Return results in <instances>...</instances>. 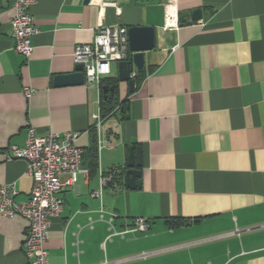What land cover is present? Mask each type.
Listing matches in <instances>:
<instances>
[{
  "label": "crops",
  "instance_id": "crops-1",
  "mask_svg": "<svg viewBox=\"0 0 264 264\" xmlns=\"http://www.w3.org/2000/svg\"><path fill=\"white\" fill-rule=\"evenodd\" d=\"M169 4L177 29L166 27ZM31 13L39 33L26 60L14 47L13 0H0V185H14L18 201L30 197L26 161L6 154L25 146L32 127L79 133L89 171L61 193L50 263L264 264V0H39ZM103 26L155 34L132 92L118 63L102 79H118L120 104L98 126L102 84L56 86L55 78L76 72L75 46ZM25 87L35 91L30 99ZM130 146L142 153L136 189L125 186ZM112 170L123 182L102 190L100 175ZM138 218L146 232L133 231ZM28 228L21 216H0V264L28 263Z\"/></svg>",
  "mask_w": 264,
  "mask_h": 264
},
{
  "label": "built area",
  "instance_id": "built-area-1",
  "mask_svg": "<svg viewBox=\"0 0 264 264\" xmlns=\"http://www.w3.org/2000/svg\"><path fill=\"white\" fill-rule=\"evenodd\" d=\"M39 0H13L14 17L11 21L12 37L17 53L26 60L33 53L32 37L39 33L34 25L31 9ZM166 27L177 29L176 11L174 5L166 8ZM129 49L128 28L124 26H103L97 30L92 42L75 46L73 61L82 65L86 85L101 89V81L112 72V65L128 60ZM34 89L25 87L23 95L30 99ZM100 126V115L95 116ZM80 135L77 132L59 133L48 131L44 135L36 133L35 128L28 129L25 146H12L7 160L21 159L27 163V171L33 180L30 197L26 201H18V190L12 184L0 185V216H21L29 223L24 253L27 264H51L46 243L49 240L51 221L60 217L63 212L61 193L69 185H75L81 174L87 175L88 169L83 161L85 151L78 145ZM119 170H112L100 175L102 190L106 187H116ZM62 175L68 179L63 181ZM101 191L93 192L99 197ZM113 235L119 234L112 220L109 222ZM149 229L147 221L142 218L135 220L133 231L146 232ZM108 264V263H104Z\"/></svg>",
  "mask_w": 264,
  "mask_h": 264
},
{
  "label": "water",
  "instance_id": "water-1",
  "mask_svg": "<svg viewBox=\"0 0 264 264\" xmlns=\"http://www.w3.org/2000/svg\"><path fill=\"white\" fill-rule=\"evenodd\" d=\"M91 0H85L89 3ZM202 18V10L197 9L192 14L193 20H200ZM154 34L155 30L150 26H134L128 30L130 56L128 60L120 61L118 63L117 77L120 81H126L132 92L135 86L134 72L142 71L145 65V53L154 49ZM85 76L83 66L77 65L76 72L67 75H60L55 78L56 86L64 85H80L84 84ZM115 85L109 87L103 86L104 93H114ZM141 148L130 146L126 152V171H125V186L128 189H136L141 187L140 167L142 165ZM87 155L84 157V167L86 168Z\"/></svg>",
  "mask_w": 264,
  "mask_h": 264
},
{
  "label": "trees",
  "instance_id": "trees-1",
  "mask_svg": "<svg viewBox=\"0 0 264 264\" xmlns=\"http://www.w3.org/2000/svg\"><path fill=\"white\" fill-rule=\"evenodd\" d=\"M104 82H106V81L101 82L102 87L104 85ZM117 82H118V79L115 78L111 83L107 84V86H109V87L111 85H114V84L116 86L114 93L112 95L111 94H105L102 91L101 103H100V113H101V117L103 119H106V118L112 116L115 113L116 108L120 104L119 100L117 98V84H116ZM97 166H98V148H97V144L95 142V144L92 147V150L89 154V170H90V172L94 173L95 170L97 169ZM118 179L120 180V182H123L122 174L119 175ZM181 224H182V221H180V220L176 221L174 223L175 226L181 225Z\"/></svg>",
  "mask_w": 264,
  "mask_h": 264
},
{
  "label": "rangeland",
  "instance_id": "rangeland-1",
  "mask_svg": "<svg viewBox=\"0 0 264 264\" xmlns=\"http://www.w3.org/2000/svg\"><path fill=\"white\" fill-rule=\"evenodd\" d=\"M114 65H115V64H114ZM114 65H113V66H114Z\"/></svg>",
  "mask_w": 264,
  "mask_h": 264
}]
</instances>
